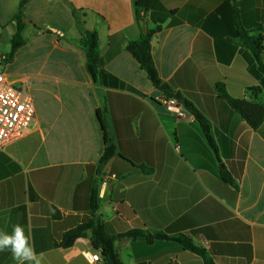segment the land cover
<instances>
[{"label":"crops","instance_id":"obj_1","mask_svg":"<svg viewBox=\"0 0 264 264\" xmlns=\"http://www.w3.org/2000/svg\"><path fill=\"white\" fill-rule=\"evenodd\" d=\"M23 1L0 0V70L32 95L35 118L0 149V230L30 229L43 264H104L89 259L102 254L91 238L56 246L89 218L98 180L108 233L170 237L118 240L124 264H205L181 236L215 264H264V123L251 129L218 92L224 84L264 105L263 77L238 34L264 47V0H28L21 10ZM19 19L24 43L12 56ZM86 31L103 59L96 77ZM146 33L159 87L135 55ZM178 93L211 123L218 155L193 114L179 120L160 102ZM107 139L117 154L99 173ZM0 264L16 262L6 251Z\"/></svg>","mask_w":264,"mask_h":264},{"label":"trees","instance_id":"obj_2","mask_svg":"<svg viewBox=\"0 0 264 264\" xmlns=\"http://www.w3.org/2000/svg\"><path fill=\"white\" fill-rule=\"evenodd\" d=\"M28 0H24L21 6V10ZM23 30V25L19 19V31L13 39L12 56L23 45L20 32ZM238 34L241 37L242 44L250 49L252 59L255 63V72L258 77H263L262 85L264 88V47L262 46L261 38L250 36L244 29H239ZM83 46L87 55L88 70L96 77L99 69L103 65V59L101 57L97 35L93 32L86 31L83 34ZM151 33H146L137 42L138 50L135 55L140 62L142 68L148 73L150 80L156 85H161V79L159 71L155 64L152 55L151 46ZM219 96L225 100L231 108L236 111L253 130H258L264 123V105L255 101H249L244 98L232 97L224 84L218 85ZM187 111L195 116L200 123L205 137L218 155V148L215 143L212 125L204 117V115L189 101L181 99ZM117 154V147L107 139L106 149L99 162V173L101 169ZM223 176L228 180V176L223 171ZM99 181L97 180L91 190L89 198V218L78 225L77 227L64 233L60 243H57V247L70 248L79 239L91 238L93 245L97 250L102 251L104 258V264H124L120 255L115 247V243L123 238H137L144 237L149 243H153L157 240L170 239L166 232H145L142 230L131 231L125 234L112 235L107 232L105 222L101 217L100 200H99ZM54 216L60 217V214L54 210ZM174 240L183 244L188 250L192 251L203 257L205 264H215L213 259L206 253V251L196 246L191 239L185 236L177 237Z\"/></svg>","mask_w":264,"mask_h":264},{"label":"built area","instance_id":"obj_3","mask_svg":"<svg viewBox=\"0 0 264 264\" xmlns=\"http://www.w3.org/2000/svg\"><path fill=\"white\" fill-rule=\"evenodd\" d=\"M5 58L0 56V67ZM160 102L179 120L188 118L182 101L175 97H164ZM35 118V102L26 89H17L10 84L0 70V149L8 143L21 139L31 127ZM105 180L103 184H107ZM92 262H101L102 254L96 251L88 255Z\"/></svg>","mask_w":264,"mask_h":264},{"label":"clouds","instance_id":"obj_4","mask_svg":"<svg viewBox=\"0 0 264 264\" xmlns=\"http://www.w3.org/2000/svg\"><path fill=\"white\" fill-rule=\"evenodd\" d=\"M9 252L16 264H43V253H37L31 231L24 225H12L11 231L0 230V252Z\"/></svg>","mask_w":264,"mask_h":264},{"label":"water","instance_id":"obj_5","mask_svg":"<svg viewBox=\"0 0 264 264\" xmlns=\"http://www.w3.org/2000/svg\"><path fill=\"white\" fill-rule=\"evenodd\" d=\"M175 98H177V99H181V96H180V94L178 93L176 96H175Z\"/></svg>","mask_w":264,"mask_h":264}]
</instances>
